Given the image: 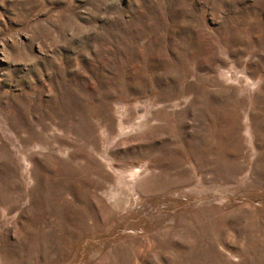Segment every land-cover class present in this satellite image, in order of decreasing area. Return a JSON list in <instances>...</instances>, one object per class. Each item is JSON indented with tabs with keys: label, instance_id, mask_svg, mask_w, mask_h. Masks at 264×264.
<instances>
[{
	"label": "rangeland",
	"instance_id": "obj_1",
	"mask_svg": "<svg viewBox=\"0 0 264 264\" xmlns=\"http://www.w3.org/2000/svg\"><path fill=\"white\" fill-rule=\"evenodd\" d=\"M0 264H264V0H0Z\"/></svg>",
	"mask_w": 264,
	"mask_h": 264
}]
</instances>
